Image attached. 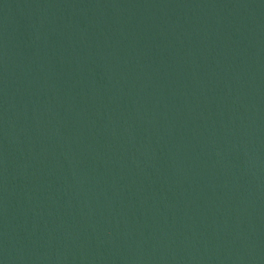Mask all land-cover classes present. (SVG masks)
Segmentation results:
<instances>
[{
    "label": "water",
    "instance_id": "1",
    "mask_svg": "<svg viewBox=\"0 0 264 264\" xmlns=\"http://www.w3.org/2000/svg\"><path fill=\"white\" fill-rule=\"evenodd\" d=\"M0 264H264V0H0Z\"/></svg>",
    "mask_w": 264,
    "mask_h": 264
}]
</instances>
